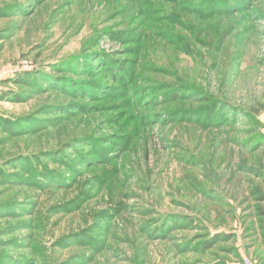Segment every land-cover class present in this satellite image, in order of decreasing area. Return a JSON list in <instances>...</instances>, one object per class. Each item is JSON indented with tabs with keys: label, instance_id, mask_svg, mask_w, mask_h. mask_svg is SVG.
Returning a JSON list of instances; mask_svg holds the SVG:
<instances>
[{
	"label": "rangeland",
	"instance_id": "1",
	"mask_svg": "<svg viewBox=\"0 0 264 264\" xmlns=\"http://www.w3.org/2000/svg\"><path fill=\"white\" fill-rule=\"evenodd\" d=\"M202 1L0 0V264H264V0Z\"/></svg>",
	"mask_w": 264,
	"mask_h": 264
},
{
	"label": "trees",
	"instance_id": "2",
	"mask_svg": "<svg viewBox=\"0 0 264 264\" xmlns=\"http://www.w3.org/2000/svg\"><path fill=\"white\" fill-rule=\"evenodd\" d=\"M204 1V2H203ZM202 2L197 3L196 5L192 6L193 10L197 13V14H201V16H206L208 17V15H210V12L205 11L203 8V4L204 3H210L209 7L211 9L215 10H219V11H226V10H230L229 8L231 7V4L234 5V7H238L240 6L242 10H244L242 7L246 6L249 2V0H203ZM196 3V2H195ZM194 4V3H193ZM241 12V10H239ZM18 83H22V84H26L25 82H23V80H18ZM29 83V82H28ZM79 85V84H78ZM100 88H104L102 85L98 86ZM3 99V94H0V100ZM174 100H180L181 99V95L177 94L173 96ZM13 100H17L20 101V99H18V96L13 99ZM219 106L223 105L222 102L218 103ZM7 122V121H6ZM9 123V122H7ZM12 132V131H11ZM260 140H256V144H258ZM87 143V142H86ZM94 149H95V154L94 157L92 156L90 159H96L98 157H103V158H108L110 157V154L113 152V150H110L108 147L103 146V144L100 143H90ZM102 153V155H101ZM104 154V155H103ZM12 165V168L14 169V164H10ZM8 175V177H6ZM6 176L3 177V180H0V184L2 183H11V184H15V186L18 187V181L20 180V176L18 174V172H12L11 174H6ZM10 176V177H9ZM33 177H37L36 173L34 172ZM8 178V181L5 182V179ZM259 202L264 203V195H262L259 200ZM10 202H3L0 201V212L3 213L5 209H9L10 208ZM263 210H259L261 211V215L264 216V208H262ZM0 213V214H1ZM226 239V238H225Z\"/></svg>",
	"mask_w": 264,
	"mask_h": 264
},
{
	"label": "built area",
	"instance_id": "3",
	"mask_svg": "<svg viewBox=\"0 0 264 264\" xmlns=\"http://www.w3.org/2000/svg\"><path fill=\"white\" fill-rule=\"evenodd\" d=\"M243 264H256L252 259H244Z\"/></svg>",
	"mask_w": 264,
	"mask_h": 264
}]
</instances>
